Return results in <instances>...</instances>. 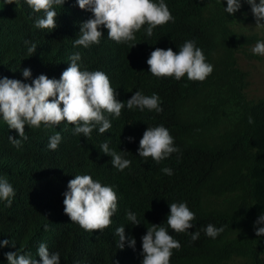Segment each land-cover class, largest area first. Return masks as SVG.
Wrapping results in <instances>:
<instances>
[{
    "label": "trees",
    "instance_id": "trees-1",
    "mask_svg": "<svg viewBox=\"0 0 264 264\" xmlns=\"http://www.w3.org/2000/svg\"><path fill=\"white\" fill-rule=\"evenodd\" d=\"M165 3L174 22L154 29L150 47L118 44L108 39L106 28H101L99 45L84 48L75 47L74 40L80 25L94 18L90 11L68 10L61 18L60 31L51 32L34 26L42 13H35L25 0H20L19 9L16 4L0 0V78L23 82L21 72L30 67L57 74L59 66L64 71L65 61L79 52L82 63L92 71L108 69L104 73L111 75L117 99L125 103L119 119L107 117L111 128L104 134L96 128L86 138L75 135L74 128L58 131L26 126L28 139L20 149L9 141V135L20 139L19 133L9 129L0 117V178H6L15 191L11 207L0 200V242L9 241L7 247L0 246V264H9L7 253L14 252L13 243L26 250L35 248L37 239L31 242L32 233L37 234V223L42 219L48 225L63 218L58 216L56 205L65 181L45 183L48 172L66 173L80 168L95 173L101 183L115 187L119 193L118 212L111 226L104 233L86 235L99 264H137L136 254L138 264H142L139 236L151 225L167 227L169 204L173 202H186L195 213L189 233L208 224L223 227L224 231L216 239L200 231L199 239L193 242L189 233L176 234L169 228V234L181 244L173 251L170 264H264V237L256 235L257 227L264 228V224H256L264 214V99H248L245 91L249 73L239 65V54L246 53L247 46L264 41V37L248 34L243 25L246 19L241 15L244 4L232 15L224 10L226 0ZM83 15L85 21L81 22ZM189 40L195 41L206 62L214 66L205 82H191L186 75L176 81L150 74L147 60L155 48H172L178 53ZM25 41L37 46L32 56ZM137 91L147 96L157 94L163 112L128 109L126 102ZM249 117L254 121L251 124ZM128 124L137 128L163 125L180 152L160 164L139 157L140 141L125 132ZM57 132L62 137L60 145L55 151L49 150L46 144ZM129 137L133 138L131 142ZM104 142L117 153L125 152L122 154L131 166L123 172L113 168L112 157L100 150ZM165 167L171 168L173 175H165L161 171ZM129 211L136 214L138 226L126 219ZM120 226L125 227L128 238L123 250L117 247L118 237L112 231ZM76 230L66 223L52 225L55 234ZM132 238L136 240L134 249L129 246ZM56 251L63 263L70 262L59 248Z\"/></svg>",
    "mask_w": 264,
    "mask_h": 264
},
{
    "label": "clouds",
    "instance_id": "clouds-1",
    "mask_svg": "<svg viewBox=\"0 0 264 264\" xmlns=\"http://www.w3.org/2000/svg\"><path fill=\"white\" fill-rule=\"evenodd\" d=\"M5 4H16L20 7V0H4ZM242 2L251 6V11L258 29L264 28V0H226L224 9L228 14L235 15L240 11ZM25 3L35 12L42 13L35 20V27L49 31L61 28V18L68 10L77 9L90 11L94 18L85 21L83 15L79 23L80 32L74 40V46L89 48L91 45H99L103 32L107 29L108 39L118 44H128L134 48L137 44L146 46L154 34V29L174 22L165 0H25ZM61 16V17H60ZM79 21V20H78ZM77 21V22H78ZM76 22V24H77ZM75 24V25H76ZM78 25V27H79ZM136 43V44H135ZM29 56L36 53L35 43L25 41ZM151 44H148L150 47ZM254 55L264 57V41H258L251 48ZM88 60H86L87 62ZM65 70L60 68L57 74L41 72L33 67L22 70V81L0 78V117L9 129L16 130L20 139L9 135L10 143L17 149L22 147L23 141L28 139L25 134L26 126L30 129L53 128L61 131L62 128L72 130L74 134H83L90 138L94 129L98 128L100 134H104L111 128L108 116L119 119L125 103L117 99L116 90L111 86L103 67L96 71L82 63L79 52L74 53L65 61ZM150 74L157 79L174 78L180 81L187 76L191 82H205L213 73L214 66L206 62L203 50L196 46L195 41H185L179 47V52L172 48H155L147 60ZM187 86V85H185ZM161 99L157 94L144 95L137 91L126 102L128 109L139 108L162 113ZM249 117V123H253ZM125 132L133 134L139 142L138 155L147 160L151 158L155 163L171 157L173 153H179L175 146L174 138L170 131L164 127L143 125L141 128L128 124ZM59 132L50 137L46 144L49 150L58 149L61 142ZM129 137V142L132 141ZM116 147V144L113 143ZM103 154L111 156V164L116 170L123 172L131 166V161L124 158L109 148L104 142L100 145ZM81 171L57 172L50 170L44 177L46 182L58 180L65 181L58 194L57 214L62 216L60 220H53L46 225L43 219L37 223V234L32 233L31 242L37 239L34 249L15 246L13 251L7 253L9 264H65L56 251L58 248L70 259L68 264H99L95 248L91 245L86 235L95 236L104 233L112 224V218L118 208L119 193L115 187L101 183L95 173ZM161 171L168 176L173 175L171 168L165 167ZM51 174V175H50ZM51 186L48 185L49 190ZM15 191L6 178H0V200L6 201L8 207L12 206ZM170 214L167 216L165 227L151 225L142 231L139 242L143 249L142 264H170L174 250H179L181 244L169 234L170 228L176 234L189 233L194 227L192 223L195 213L191 211L186 202H173L169 204ZM43 217V211L40 210ZM126 219L132 225L140 224L136 214L127 212ZM57 222L66 223L75 227L76 231H68L55 234L52 225ZM41 223L43 229L41 228ZM256 224H264L262 214ZM113 229V227L111 228ZM118 237L117 247L124 249L128 242L125 235V227L120 226L112 230ZM200 231L207 237L216 239L224 228H217L212 224L201 228L195 233H189L193 242L199 239ZM256 235L264 237V228L257 227ZM52 242V247L50 246ZM9 241L0 242V246L7 247ZM29 245V244H27ZM136 240L132 238L129 246L135 248ZM29 252V254H24ZM139 256V254H138ZM138 256L136 260L138 264Z\"/></svg>",
    "mask_w": 264,
    "mask_h": 264
},
{
    "label": "rangeland",
    "instance_id": "rangeland-1",
    "mask_svg": "<svg viewBox=\"0 0 264 264\" xmlns=\"http://www.w3.org/2000/svg\"><path fill=\"white\" fill-rule=\"evenodd\" d=\"M245 5V11L241 15L246 19V22L243 23L248 34H256L258 37H264V28L258 29L256 27V21L253 16L251 9H248L249 4L243 3ZM250 17L252 20H249ZM264 23V21H262ZM256 43L251 46H247L246 53L241 52L239 54V65L245 71H248V86L246 88V95L249 100H259L264 99V57L258 56L261 59L258 60L254 57H249L248 54L254 55L251 52V48ZM119 206V203H118ZM118 212V208H117Z\"/></svg>",
    "mask_w": 264,
    "mask_h": 264
},
{
    "label": "bare ground",
    "instance_id": "bare-ground-1",
    "mask_svg": "<svg viewBox=\"0 0 264 264\" xmlns=\"http://www.w3.org/2000/svg\"><path fill=\"white\" fill-rule=\"evenodd\" d=\"M87 158V157H86ZM85 161V160H84Z\"/></svg>",
    "mask_w": 264,
    "mask_h": 264
}]
</instances>
